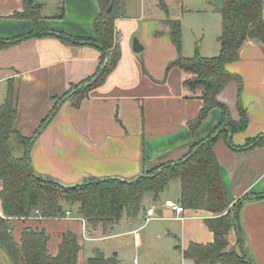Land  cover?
<instances>
[{
    "label": "crops",
    "instance_id": "0c3cea01",
    "mask_svg": "<svg viewBox=\"0 0 264 264\" xmlns=\"http://www.w3.org/2000/svg\"><path fill=\"white\" fill-rule=\"evenodd\" d=\"M35 1L41 4V9L43 5L48 7L47 0ZM169 1L164 0L167 10L174 0ZM52 6L51 14L39 19L42 28L79 36L93 34L94 19L100 11L96 0H56ZM119 8L122 15L114 21L119 61L101 85L88 91L78 107L69 100L58 105L53 118L30 147L31 166L38 174L63 184L80 183L90 177L132 180L161 163L182 158L193 142L206 137L220 122L221 111L215 107L192 128L189 122L203 106L202 87L190 89L183 84L191 73L177 66L167 69L178 55L190 53L182 52V43L177 51L169 36L166 15L179 19L178 10L165 13L159 0H120ZM22 11V0H0V37L32 30L30 19L13 17L15 12ZM60 11L62 16L58 17ZM134 37L142 46L138 52L133 50ZM215 51L209 54L214 55ZM99 57V51L93 46L65 43L53 35L30 36L1 49L0 103L5 96L6 82L14 80L19 91L17 130L22 135H32L50 112L54 97L95 73ZM225 67L231 76L217 93V99L228 106L235 120L240 117V107L244 109L247 124L242 130L229 133L235 148L219 138L213 150L230 204L246 197L239 210L244 248L255 264H264V147L245 151L238 148L248 138L264 133V44L257 39H246L238 59ZM173 186H176L173 195L178 200V180H173L157 198L152 193L143 198V201L156 202L148 206L154 208V218L148 221L155 220L162 226V232L155 233L150 243L139 234L141 226L114 231L117 223L107 232L100 226L88 227L84 238L83 224L73 205L63 207L72 212L68 219L15 218L12 235L19 242L23 228H42L49 234L48 252L55 255L62 233L70 231L80 245L78 264L99 250L97 247L86 250L85 241L120 237L121 244L132 242L135 249L148 244L149 249L164 251L163 257L160 251L156 252L166 261L164 264H194L192 259L183 256L182 250L190 242L213 241V233L204 222L212 213L184 208V213L178 215L182 218L177 219V214L164 206L162 199ZM146 208L143 205L144 211ZM96 232L100 233L95 235ZM125 236L128 239H123ZM227 240L226 250L240 253L234 229L229 230ZM101 252L105 256L111 254V251ZM111 255L121 260L119 250ZM157 263L161 264V260ZM0 264H9L1 248Z\"/></svg>",
    "mask_w": 264,
    "mask_h": 264
},
{
    "label": "trees",
    "instance_id": "16d2710c",
    "mask_svg": "<svg viewBox=\"0 0 264 264\" xmlns=\"http://www.w3.org/2000/svg\"><path fill=\"white\" fill-rule=\"evenodd\" d=\"M100 11L93 23V34L79 36L40 26L41 4L35 0H22L23 11L13 17L27 18L32 22L30 32L13 37H0V50L30 36L53 35L70 44H88L100 53L99 67L90 77L83 79L59 97L50 112L40 121L33 134L22 135L16 128L19 91L17 83L9 79L3 101L0 103V248L9 264H78L80 245L70 231L62 233L55 255L47 249L49 234L44 229L25 227L19 242L12 235V220L27 219L38 211V218H58L65 212L62 201L77 205V215L83 217L87 226L103 231L111 229L123 215L134 216L143 208V198L152 193L154 198L168 188L173 180L180 184L179 202L184 208L205 210L212 216L204 222L213 233L209 243L190 242L182 250L183 256L194 264H255L247 254L239 226V210L246 197L230 204L221 178L220 165L213 146L217 139H225L232 147L229 133L245 128L247 117L240 107L238 120L231 118L228 106L217 99V93L230 78L225 65L239 57V49L248 39L264 44V0H223L216 8L221 17L220 49L217 55L202 56L195 51L192 56L178 55L169 62L167 69L177 66L192 75L183 84L190 89L202 87L203 106L199 114L189 122L199 125L212 108L221 111L220 122L204 138L193 142L180 159L161 163L135 179L117 177H90L76 184H63L57 179L36 173L30 161V147L43 128L53 118L58 105L69 100L78 107L88 91L101 85L120 58L118 36L114 21L122 15L120 0H96ZM111 5L110 10H108ZM159 5L167 13L163 0ZM62 16L60 11L58 17ZM170 27L169 36L177 51L181 49V21L166 15ZM14 137L21 150L13 155L9 140ZM264 147V133L248 138L239 150ZM262 196V195H260ZM260 196H256L259 198ZM89 227V226H88ZM234 229L240 253L226 250L229 230ZM83 264H119L114 255L105 256L95 251Z\"/></svg>",
    "mask_w": 264,
    "mask_h": 264
},
{
    "label": "rangeland",
    "instance_id": "374dc122",
    "mask_svg": "<svg viewBox=\"0 0 264 264\" xmlns=\"http://www.w3.org/2000/svg\"><path fill=\"white\" fill-rule=\"evenodd\" d=\"M39 2H42V0H37ZM164 1V0H163ZM171 1V0H170ZM169 1V2H170ZM223 0H174L170 3V10H167V12L175 13V10H178V16L181 21V43H182V52L188 51L189 54H186L188 56H192L195 51H198V53L202 56H213L212 54H209L211 52H217L213 53L214 55H217L220 49V42L219 37L221 34V17L220 14L216 11V8L222 4ZM48 7L44 8V5L41 9V15H49L51 14L54 5L56 3V0H47ZM169 16V15H168ZM204 51V53H202ZM185 54V53H184ZM190 73V72H189ZM9 146L13 153V155H20L21 148L18 149L17 141L14 137H11L9 140ZM175 185V184H174ZM176 186H173L172 189L166 191L162 199L165 200V198L170 197L172 200H176V197L173 195L175 194V188ZM163 201V200H162ZM156 202L146 199L143 201L144 207H148L150 205H154ZM62 205L64 208L68 207L70 208L72 205L74 208L77 205L76 204H70L66 201H62ZM144 209L142 208L136 215L134 216H124L122 220H119L117 222L118 226L114 229V231L123 229L127 230L130 228H137L141 226L138 229L139 234L144 236V240H147V243H150V238L154 237V234L159 232H162V226L161 224L155 222V220L146 221L144 218ZM145 225L143 226V224ZM90 227V225L88 224ZM107 232V230H105ZM100 232L94 233L95 235H98ZM128 239V236L123 237V239ZM131 239V238H129ZM122 237L120 238H103L96 241H85V248L86 250H90L91 248L97 247L101 251L110 252L111 254L117 250H119V257L121 260L119 261V264H134L133 258L136 259L135 264H159L157 261L161 260V264L164 259L159 257V255H156V252H159L160 250L157 249H149L148 244H145L139 248H133L132 242L129 245H123L121 244ZM157 240V239H156ZM168 243V241H166ZM161 242V246H162ZM160 246V247H161ZM161 257L165 254L164 251H160ZM110 254V255H111ZM116 256V255H115ZM118 258V257H117Z\"/></svg>",
    "mask_w": 264,
    "mask_h": 264
},
{
    "label": "built area",
    "instance_id": "2783aa9c",
    "mask_svg": "<svg viewBox=\"0 0 264 264\" xmlns=\"http://www.w3.org/2000/svg\"><path fill=\"white\" fill-rule=\"evenodd\" d=\"M164 206L168 207L171 211H173L175 214H177L176 218H182L180 216H178L179 214H182L184 213V207L180 204L179 201L177 200H172V199H166L164 200L163 202ZM144 218L146 221L154 218V208L153 206L151 207H147L144 211ZM38 214V211H34V215L31 216V217H34V218H38L39 216H37ZM72 216V212L70 210H65V212L60 215L59 218H62V219H68ZM78 219H80L82 221V224H83V229H82V236L84 238H87V233H88V226H87V222L86 220L81 217V216H77Z\"/></svg>",
    "mask_w": 264,
    "mask_h": 264
},
{
    "label": "water",
    "instance_id": "95a60500",
    "mask_svg": "<svg viewBox=\"0 0 264 264\" xmlns=\"http://www.w3.org/2000/svg\"><path fill=\"white\" fill-rule=\"evenodd\" d=\"M111 5H109L108 10H110ZM142 49L141 44L139 43L138 39L136 37L133 38V50L138 52ZM179 201V198L178 200Z\"/></svg>",
    "mask_w": 264,
    "mask_h": 264
}]
</instances>
